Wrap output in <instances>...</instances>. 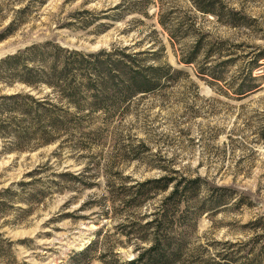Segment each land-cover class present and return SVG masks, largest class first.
Masks as SVG:
<instances>
[{
  "label": "rangeland",
  "instance_id": "obj_1",
  "mask_svg": "<svg viewBox=\"0 0 264 264\" xmlns=\"http://www.w3.org/2000/svg\"><path fill=\"white\" fill-rule=\"evenodd\" d=\"M195 1L0 0V61L50 41L138 52L146 64L183 70L108 122L97 113L52 142L20 148L0 134V264H125L150 245L147 224L174 183L195 177L202 190L176 211L173 234L184 241L170 264H264V59L253 62L264 51V0H215L223 13L245 16L236 24ZM159 3L174 38L159 23ZM196 49L195 61L183 62ZM252 65L257 89L235 93ZM17 93L53 96L3 70L0 105ZM162 177L169 189L140 194L139 183Z\"/></svg>",
  "mask_w": 264,
  "mask_h": 264
},
{
  "label": "trees",
  "instance_id": "obj_2",
  "mask_svg": "<svg viewBox=\"0 0 264 264\" xmlns=\"http://www.w3.org/2000/svg\"><path fill=\"white\" fill-rule=\"evenodd\" d=\"M194 4L198 11L211 13L219 18L227 14L233 24L239 20H242L240 23L247 22L245 16H239L238 12L229 10L223 13V9L215 0H197ZM158 5L161 9L159 23L169 32L170 37L174 38L171 28L177 27L171 21L169 12L162 13V3ZM134 8L136 7H128ZM199 45L200 43L197 46ZM164 48L162 46L160 50L163 51ZM197 50L189 57H183V62L193 63ZM158 51L152 53V58L156 59ZM114 54L116 53L105 49L87 52L45 41L7 55L0 61V74L5 70L9 71L12 78L30 86H48L53 96L47 95L43 99H37L31 94L4 95L3 99L10 101L4 104L5 107L0 105L1 136L14 139L20 148L34 139L38 144L52 142L60 132L68 134L73 129L83 128L80 126L89 123L87 118L97 113L103 114V123L108 122L107 119L115 115L135 95L156 90L175 75L183 73V70L176 69L166 61L155 60L146 64L144 57H140L138 52L119 50V53ZM263 59L264 51L258 53L253 62L261 66L260 61ZM30 61L33 65L29 64ZM253 68V65L246 68L247 73L245 72L243 78L236 83L235 93L244 94L257 89L256 80L259 75L253 74ZM198 72L201 75H209L205 71ZM209 72L216 75L212 71ZM5 112H10L6 119L2 117ZM171 183L170 178L151 179L139 183L138 191L143 194L154 189L167 190ZM220 189L229 190L227 187ZM201 190L200 177L183 178L174 183L163 202L160 215L147 224L153 228L154 234L150 245L135 259L125 264H170L178 258L182 251L184 235L181 232L173 234L176 211L181 208L184 210L186 206H181L189 202V197L196 198ZM182 216L181 213L179 221ZM90 247L83 249L80 254L87 256Z\"/></svg>",
  "mask_w": 264,
  "mask_h": 264
}]
</instances>
